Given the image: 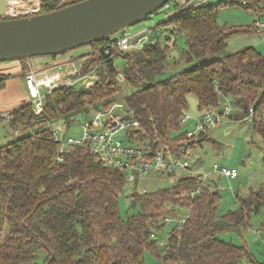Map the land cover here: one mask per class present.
<instances>
[{"label":"trees","instance_id":"obj_1","mask_svg":"<svg viewBox=\"0 0 264 264\" xmlns=\"http://www.w3.org/2000/svg\"><path fill=\"white\" fill-rule=\"evenodd\" d=\"M74 1L41 0L38 12ZM170 1L173 11L162 22L166 26L156 33L155 42L115 51L108 59L107 50L115 48L110 38L87 43L90 50L79 56L81 70L87 74L96 66L95 79L53 88L45 94L39 113L29 100L9 112V124L19 134L0 145V264H147L146 248L163 262L264 264L254 260L244 244L218 235L246 226L250 213L264 205L263 191L237 195L238 207L222 213L212 179L204 183L195 174H182L171 186L153 191L131 186L124 203L132 212L124 219L118 198L127 184L125 170L98 159L85 144L67 143L60 152L51 132V122L69 125L75 115L87 118L90 109L105 110L115 102L122 83L117 58L122 62L123 81L133 88L124 95L125 108L139 122L126 135L145 150V159L164 145L174 154L181 153L187 132L181 131V117L190 94L202 111L228 97L238 108L235 117H242L249 106L259 115L264 112V55L252 45L226 49L228 37L246 28L219 25L209 2L176 12L179 4ZM241 5L250 6V1ZM175 33H182L185 41L174 61L183 67L158 77L168 63L171 44L167 40L173 42ZM31 58L10 60L23 66ZM10 77L0 75V87ZM251 123L264 145V119L254 118ZM206 138L202 134L189 143L201 144ZM199 185L200 191L191 194ZM180 208L186 211L180 213ZM179 215L185 221L177 228ZM165 217L174 218L159 246L150 233L165 229L171 222Z\"/></svg>","mask_w":264,"mask_h":264},{"label":"rangeland","instance_id":"obj_2","mask_svg":"<svg viewBox=\"0 0 264 264\" xmlns=\"http://www.w3.org/2000/svg\"><path fill=\"white\" fill-rule=\"evenodd\" d=\"M12 5H26L28 2L41 3V0H9ZM62 1V0H61ZM69 1V0H63ZM250 6H244L237 3H232L229 0H209L208 4L212 5L211 10L215 11L216 19L219 25L235 26L246 28V30L234 33L228 37L227 50H236L247 45L254 46L264 55V0H249ZM31 2V3H32ZM174 3L168 2L167 7H162L158 11L148 15L146 18L128 26L126 30L134 35L141 29L151 26L159 22L173 11ZM39 11V10H37ZM37 13L36 11L27 12V14ZM18 14L17 16H19ZM26 15V14H22ZM262 23L261 26H255L254 21ZM164 23H159L153 33L164 28ZM170 27V25H169ZM152 29V28H151ZM120 35L121 32H118ZM175 39L170 45L168 52V63L164 72L160 74L164 78L171 73L181 69L183 63H174L177 60L180 52L185 46V41L182 33H175ZM160 37V34H157ZM174 38V36H173ZM90 50V45L83 44L75 48L69 49L65 53H61L56 57H65L68 53L79 55ZM55 57L50 56H33L30 60L33 62V67H37L40 63H45ZM40 61V62H39ZM119 72H121L122 62L116 59ZM82 80V78L80 79ZM87 78H84L86 82ZM121 90L116 94L115 102L124 104V95L129 93L133 88L121 78ZM77 82V83H80ZM44 92V89H41ZM29 95L21 85L19 78H8L4 85L0 87V111L10 112L21 104H24ZM188 106L185 110L190 118L181 124V131L191 130L194 128V120L192 117L199 115L202 110L197 106V100L193 94L187 96ZM227 106L231 115H223L220 113L219 121L211 126L205 132L207 138L201 144L193 146L187 157L192 168L212 170L213 163L218 166L234 167L237 170V176L230 178L224 175L212 174L216 177V189L220 193L219 212H226L230 209L238 207L237 195H244L248 191L259 189L264 192V145L261 136L254 131L250 120L240 119L235 117L238 108L235 107L228 97H222L219 104L213 107L214 112H218ZM93 109H90L88 114L81 116L75 115L72 122L68 125L63 124L61 120L51 122L52 128H58L60 133L65 135H80L82 132L83 120H89L94 116ZM113 113L118 117L124 114V109L114 108ZM243 116V115H240ZM85 118V119H84ZM95 129H103L100 125H96ZM120 137L128 142L125 136V129L119 130L117 133ZM13 136L11 126L5 117L0 118V145L7 142L10 136ZM182 174H188L185 170L177 169L173 174L154 173L152 169L142 173L140 180L137 182L136 189L153 191L163 187H169ZM130 184L124 186L125 190L119 194V212L122 218H126L127 214H131L132 209H127L124 201L128 192L131 189ZM185 208H180V213H184ZM183 215H179L181 217ZM174 218V217H173ZM173 218L165 229L158 236L165 240L167 239L168 231L173 223ZM219 237L225 241H231L234 244H244L249 250L253 259L256 261L264 260V205H261L257 211L251 212L249 222L246 226H240L238 229L231 228L220 232ZM144 260L147 264H186L180 260L168 259L166 262L159 261L156 256L146 248L144 251ZM243 264H250L244 260Z\"/></svg>","mask_w":264,"mask_h":264},{"label":"built area","instance_id":"obj_3","mask_svg":"<svg viewBox=\"0 0 264 264\" xmlns=\"http://www.w3.org/2000/svg\"><path fill=\"white\" fill-rule=\"evenodd\" d=\"M209 0H176L179 7L175 10L176 12L180 9L186 8L188 6L196 5L200 2H208ZM232 3L246 4L247 0H229ZM32 2V1H31ZM28 2L26 5H12L8 0V5L6 7L5 16H17L18 14H27L30 11H36L40 9L41 3ZM168 6L166 3L163 7ZM170 16L162 18L159 22L154 23L151 26H147L134 35L130 34L126 28L121 30V34L118 35L116 41H112L114 44V50L109 52L107 50V59L111 58L115 51L127 50L130 48L141 47L145 42H155L156 33L152 31L156 30V26L162 23ZM255 26H261L262 23L257 20L254 21ZM152 28V29H151ZM157 31V30H156ZM168 44H172V39L167 40ZM82 64L74 67L71 72L74 76L65 77L61 82L52 81L51 75L53 68H29L24 74V81L27 88V93L29 95V102L34 107V111L39 113L42 110L43 99L45 94L49 93L53 88L62 84H75L77 82L83 81L84 78L87 80H93L96 78L95 67H93L90 73H82ZM59 67L55 71H59ZM118 76L123 78L121 72H118ZM82 78V80H80ZM44 89V92L41 91ZM114 108L124 109V114L118 117L113 113ZM213 108V107H212ZM212 108L203 110L196 117H192L194 120V128L187 130L186 137L181 140L182 143L180 150L181 153L174 154L171 152L169 146L164 145L163 150L157 151V153L152 158H143L145 150L137 146L135 143L128 140L126 133L130 130L138 128V120L131 118L125 105L118 102H113L107 109H96L93 111L94 116L89 120H83L82 122V132L80 135L67 134L63 136L60 130L56 128H51V132L54 138L59 142V151H64V146L67 143H77L85 144L90 153L94 154L98 159L103 160L107 164L118 167L119 169L125 170V180L127 184L137 186L138 180H140L142 173L152 169L154 173H167L173 174L177 172V169L185 170L188 174H195L199 177L201 182H207L211 180L212 174L217 173L218 175H224L226 177L233 178L237 176V170L234 167L218 166V164L213 163L212 170L197 169L192 168L191 163L187 155L196 144H190V140H197L202 134H205L207 129L215 125L220 118V113L223 115H231L230 109L225 106L222 110L214 112ZM125 114H129L127 119L123 118ZM0 116L9 118V112H1ZM264 119V112L259 115L255 112L253 106H249L245 114L240 117V119H247L252 121L254 118ZM190 116L184 113L181 117V121L185 122ZM96 125H100L103 129H95ZM69 126V125H68ZM125 129V136L128 142H125L122 137L117 133L119 130ZM58 159H62L58 156ZM135 186V187H136ZM146 190L145 188L142 189ZM200 191V185L191 191V194L198 193ZM164 220L168 223L172 220L171 217H165ZM178 221L177 228H179L185 221V217L176 218ZM152 238H155L158 245L164 244V240L158 236L155 230L150 233Z\"/></svg>","mask_w":264,"mask_h":264},{"label":"water","instance_id":"obj_4","mask_svg":"<svg viewBox=\"0 0 264 264\" xmlns=\"http://www.w3.org/2000/svg\"><path fill=\"white\" fill-rule=\"evenodd\" d=\"M169 1L77 0L49 11L5 16L8 0H0V61L57 54L104 38L114 42L118 32Z\"/></svg>","mask_w":264,"mask_h":264},{"label":"crops","instance_id":"obj_5","mask_svg":"<svg viewBox=\"0 0 264 264\" xmlns=\"http://www.w3.org/2000/svg\"><path fill=\"white\" fill-rule=\"evenodd\" d=\"M80 55L81 53L79 55L68 53L65 57L59 56V57L52 58L50 60H46L45 63H40L37 67H33V62L31 60H25L23 66L21 62L18 60L3 61V62H0V75L11 74L10 78L12 79L16 77L19 78L24 90L27 91L25 81H24V74L26 71H28L30 67L31 68H43V67L50 68L51 67L53 68V69H50V71L53 72L51 75L52 81L61 82L63 79H65V77L74 76V73H72L71 70L74 67L79 66L81 62H83V59L79 57ZM58 66H60L59 71H55V69H57ZM2 112H5V111H2ZM5 118L8 121L7 117ZM12 133H13V136L11 135L8 140L15 138L19 134L18 131H14L13 129H12ZM211 179H212L211 184L214 183L215 185V181L217 180L216 177H212Z\"/></svg>","mask_w":264,"mask_h":264}]
</instances>
